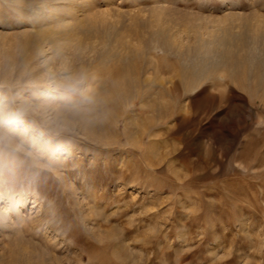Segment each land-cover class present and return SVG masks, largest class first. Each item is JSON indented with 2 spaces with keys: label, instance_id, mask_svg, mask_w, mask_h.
Wrapping results in <instances>:
<instances>
[{
  "label": "rangeland",
  "instance_id": "374dc122",
  "mask_svg": "<svg viewBox=\"0 0 264 264\" xmlns=\"http://www.w3.org/2000/svg\"><path fill=\"white\" fill-rule=\"evenodd\" d=\"M0 264H264V0H0Z\"/></svg>",
  "mask_w": 264,
  "mask_h": 264
},
{
  "label": "bare ground",
  "instance_id": "6f19581e",
  "mask_svg": "<svg viewBox=\"0 0 264 264\" xmlns=\"http://www.w3.org/2000/svg\"><path fill=\"white\" fill-rule=\"evenodd\" d=\"M247 69V68H246ZM242 72H243V70H242ZM240 73V72H239ZM245 80V79H244ZM249 83V82H248ZM155 102V101H154Z\"/></svg>",
  "mask_w": 264,
  "mask_h": 264
}]
</instances>
